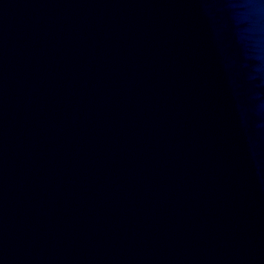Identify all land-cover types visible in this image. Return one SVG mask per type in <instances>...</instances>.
<instances>
[{
	"label": "water",
	"instance_id": "95a60500",
	"mask_svg": "<svg viewBox=\"0 0 264 264\" xmlns=\"http://www.w3.org/2000/svg\"><path fill=\"white\" fill-rule=\"evenodd\" d=\"M0 264H264V0H0Z\"/></svg>",
	"mask_w": 264,
	"mask_h": 264
}]
</instances>
